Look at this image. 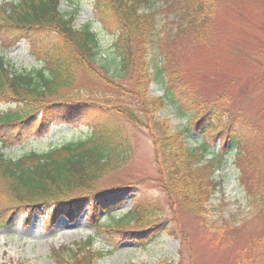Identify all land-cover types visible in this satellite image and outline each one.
<instances>
[{
	"label": "trees",
	"instance_id": "trees-1",
	"mask_svg": "<svg viewBox=\"0 0 264 264\" xmlns=\"http://www.w3.org/2000/svg\"><path fill=\"white\" fill-rule=\"evenodd\" d=\"M163 1L173 10L176 22L174 32L157 44L162 58L158 64L149 59L156 42L154 0H93L94 19L115 37L101 63L98 35L91 22L77 28L76 11L63 13L61 0H0V43L11 47L26 40L41 63L27 72H14L0 55V102L5 103L0 108L1 147H11L28 135L41 137L59 122L87 119L92 124L86 138L50 150L18 157L0 151L1 224L13 223L23 209L32 213L42 207L49 211L50 224L60 216L73 219L91 198L89 218L97 235L134 232L143 237L151 233L142 238L147 243L162 230L169 231L167 221L156 222L161 215L159 202L147 197H136L133 207L113 223L103 222L99 215L101 210L110 213L115 205H103L96 186L125 167L134 148L128 123L145 129L151 138L158 168L155 181L174 211L205 220L206 206L220 184L215 174L230 156L251 203H264V130L253 127L252 134H245L236 127L240 115L231 109L235 77L210 99L191 86L198 71L188 70L182 77L179 65L186 46L233 52L226 45L221 22H226L230 34H239L245 22L236 3L243 0ZM217 8L229 9L231 15L224 10L221 18ZM234 23L237 26L231 27ZM256 44L260 49L261 43ZM81 73L111 90L109 100L104 91L98 98L90 97L85 87L81 98L61 97L59 90L75 86ZM153 83L164 87L162 96L151 94ZM169 106L185 118L181 127L172 129L168 119L157 116ZM192 135L197 139L189 143ZM127 192L112 195L118 198ZM92 240L93 236L77 242L75 250L62 246L52 251L61 264H95L104 253L91 248Z\"/></svg>",
	"mask_w": 264,
	"mask_h": 264
},
{
	"label": "rangeland",
	"instance_id": "rangeland-1",
	"mask_svg": "<svg viewBox=\"0 0 264 264\" xmlns=\"http://www.w3.org/2000/svg\"><path fill=\"white\" fill-rule=\"evenodd\" d=\"M243 1L242 4L236 3L243 12L245 22L243 27L239 26V34H230L226 22H221L226 45L233 52L228 55L225 50L223 54L221 47L208 51L203 46H186L179 65L182 66V77L188 70L198 71L195 80L190 81L191 86L210 99L218 96L227 81L235 77L232 87L235 101L231 109L234 112L238 110L240 115L236 127L245 134H252L253 127L264 130V0ZM152 7L157 9V30L149 59L151 63L155 60L159 64L162 58L157 44L166 34L174 32L176 18L163 0H154ZM60 9L66 14L76 11L75 25L78 28L92 21L93 30L98 34V61H104L111 52L115 37L94 19L93 0H61ZM224 10L231 15V10ZM224 10L217 8L216 14L223 18ZM234 26L237 24L231 25ZM257 41L261 43L260 49ZM254 47L257 50H253ZM0 53L17 72L41 66L25 40L11 47L0 44ZM229 56L233 58H225ZM84 87L90 97L98 98L104 91L109 100L111 90L85 73H81L75 86L59 90V95L76 100L81 98ZM164 92L161 84L151 85L153 96H161ZM4 105L0 102L2 110ZM157 116L168 119L172 129L185 123V118L179 116L172 106L163 109ZM130 129L134 148L127 165L102 178L96 186L103 195L102 204L115 205L110 213L101 210L100 217L105 223H113L133 207L136 197H147L159 202L161 215L156 222L167 221L166 226L170 230H162L147 243L142 238L149 237L151 233L143 237L134 232L97 235L89 218L91 198H87V207L78 217H60L54 224L49 223L48 210L41 208L30 213L23 209L13 223H0V264H61L52 247L69 246L75 250L77 242L83 243L91 236V248L104 253L95 264H264V203L255 206L251 203V198L240 185V173L234 157L230 156L224 167L216 172L215 178L220 184L206 206V219L197 221L179 209H172L167 195L155 181L158 168L151 138L139 126L131 125ZM91 131L92 125L87 119L74 123L59 122L44 136L28 135L7 148H2L0 144V151L18 157L33 150L45 151L86 138ZM188 139L192 143L197 136L192 135ZM126 190L127 194L118 198L112 195ZM181 233L185 241H182Z\"/></svg>",
	"mask_w": 264,
	"mask_h": 264
}]
</instances>
